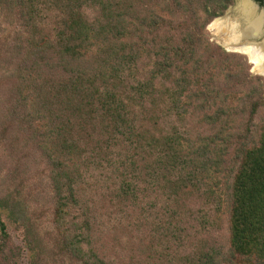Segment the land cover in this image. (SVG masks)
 Returning <instances> with one entry per match:
<instances>
[{"label": "trees", "instance_id": "trees-1", "mask_svg": "<svg viewBox=\"0 0 264 264\" xmlns=\"http://www.w3.org/2000/svg\"><path fill=\"white\" fill-rule=\"evenodd\" d=\"M227 3L0 0V210L32 255L264 264V82L204 36Z\"/></svg>", "mask_w": 264, "mask_h": 264}, {"label": "rangeland", "instance_id": "rangeland-1", "mask_svg": "<svg viewBox=\"0 0 264 264\" xmlns=\"http://www.w3.org/2000/svg\"><path fill=\"white\" fill-rule=\"evenodd\" d=\"M206 34V30L204 29V36L206 39V43L209 44L208 45V49L210 50V52L212 54H214L215 51H217V48H219L220 50H222L226 55H228L230 58L232 59H228V61L224 62L223 66H226L227 69H229L230 71H232L233 73L236 72L237 69V63L239 62V60H241L246 68H247V73H248V77L247 78H260V80L262 82H264V74H260L256 71L253 70V66L252 64L249 62V58L245 55H242L240 53H236L233 51H228L227 49H221V47L219 46L218 43L216 42H211L210 39L207 38ZM209 35H211V33H209ZM211 37V36H210ZM216 74L215 68H213L212 66H208V73H207V77L210 75H214ZM220 79L222 78V76L219 77ZM24 155L28 156L30 158V162L31 165L35 167V171L36 172H41L42 175H44L45 173V164H43V162L40 161L39 156L36 154V156H34L35 154L33 153V150L30 149L27 152L23 153ZM7 155V152L2 153V149L0 146V158H2V156ZM34 156V157H33ZM8 158V156H7ZM6 159V158H5ZM32 159H37V164H35L34 162H32ZM3 160V159H2ZM7 161V160H6ZM10 166V165H9ZM1 168H2V172H1V176H5L6 173L9 172V170H11V166L10 169H8V167H6L5 165H3V163L1 164ZM43 185H42V192L43 194L41 195L40 198V202L41 201H47V194L49 192V189L46 188L45 185V180H43ZM31 189H33V191L35 192V186L33 185V187H30ZM40 188V186H39ZM40 190V191H41ZM42 196H46V197H42ZM43 203L41 202V205ZM43 206V205H42ZM49 205L46 203V206L43 207L42 209L38 210V211H33L31 213L32 218H39V220L41 221V228H43V226L46 227V225H48V222L50 221V209H49ZM0 217L2 219V221L5 224L6 227V233H7V239H2V235L0 232V264H75V262L73 260H69L67 263L65 262H61L62 260H64L63 258L54 256L55 254H61L60 251H58L57 249L53 248V251L50 252V254L48 255V257H36L35 254L30 253V251L27 249L25 241H24V230L23 228L16 224L13 223L11 220H9L5 214L2 213V211L0 210ZM44 231V230H43ZM45 234H42L41 237H44ZM111 237V236H110ZM110 250H109V255H111V258H116V257H120V258H124V255L126 257V252H124V250H120L119 248H117V250L119 251L120 255H115L114 254V243L113 240H110ZM54 246V244H53ZM118 253V252H117ZM115 256V257H114ZM118 262H120L121 260L119 259H115Z\"/></svg>", "mask_w": 264, "mask_h": 264}, {"label": "flooded vegetation", "instance_id": "flooded-vegetation-1", "mask_svg": "<svg viewBox=\"0 0 264 264\" xmlns=\"http://www.w3.org/2000/svg\"><path fill=\"white\" fill-rule=\"evenodd\" d=\"M216 22L228 23L230 26L227 31H225V27H222L221 30L217 32L216 28L213 27ZM250 23H257L258 34L256 36L240 38L236 43L229 42L230 38H232L231 25H235L233 28L237 29L238 33H240L243 29L247 28ZM205 30V35L211 42L214 41L218 43L221 49H229L228 51H232L230 50L232 48L229 47L238 48L242 43L247 42L256 46L264 45V0H228L227 6L223 12L212 17L205 25ZM209 33H211V35H209ZM227 44H229V46H227ZM235 52L240 53L238 51Z\"/></svg>", "mask_w": 264, "mask_h": 264}, {"label": "bare ground", "instance_id": "bare-ground-1", "mask_svg": "<svg viewBox=\"0 0 264 264\" xmlns=\"http://www.w3.org/2000/svg\"><path fill=\"white\" fill-rule=\"evenodd\" d=\"M258 25H259V22H258ZM229 26L230 24L228 23L216 22L213 27H215L218 32L219 30H221L222 27L223 28L225 27V31H227ZM234 26L235 25H231L232 38H230L229 40V42L231 43L238 42L240 38H250L258 34L257 23H250L247 28L243 29L240 32L241 34L238 33L237 29L233 28ZM227 46H229V44H227ZM229 48H232L230 50L234 52L238 51L242 53L243 55L248 56L253 66V70L260 74H264V45L256 46V45H253L247 42V43H242L241 46H239L238 48L237 47H229Z\"/></svg>", "mask_w": 264, "mask_h": 264}]
</instances>
